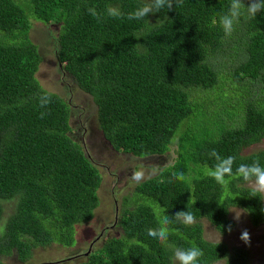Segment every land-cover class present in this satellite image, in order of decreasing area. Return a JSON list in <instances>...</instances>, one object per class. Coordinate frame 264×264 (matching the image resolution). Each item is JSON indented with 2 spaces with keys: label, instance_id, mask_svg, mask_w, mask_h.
Segmentation results:
<instances>
[{
  "label": "trees",
  "instance_id": "1",
  "mask_svg": "<svg viewBox=\"0 0 264 264\" xmlns=\"http://www.w3.org/2000/svg\"><path fill=\"white\" fill-rule=\"evenodd\" d=\"M145 2L0 0V220L2 202L17 199L0 235V256L16 254L26 264L39 247H73L76 226L92 221L100 204L102 177L70 137L68 104L36 78L42 58L30 35L33 19L61 25L57 58L92 97L99 128L116 151L164 155L183 131L175 163L138 184L134 205L127 199L121 208L123 235L107 239L84 264H171L173 248L189 247L203 251L200 264H249L245 249L208 241L201 221L227 235L229 211L239 208L254 226L264 224V195L235 174L242 163L264 166V150L245 153L264 140V12L226 36L219 20L229 0H183L168 12L126 18ZM108 6L124 18H109ZM89 7L103 18L90 15ZM165 15L168 20L158 23ZM226 50L235 53L236 79L256 88L237 113L225 109L230 125L208 116L201 96L218 88V56ZM212 150L236 158L223 184L210 175ZM153 205L161 208L160 218ZM188 209L196 218L192 225L172 219ZM160 227L167 244L147 235Z\"/></svg>",
  "mask_w": 264,
  "mask_h": 264
},
{
  "label": "rangeland",
  "instance_id": "2",
  "mask_svg": "<svg viewBox=\"0 0 264 264\" xmlns=\"http://www.w3.org/2000/svg\"><path fill=\"white\" fill-rule=\"evenodd\" d=\"M31 39L38 47L42 62L36 74L41 86L49 92L63 98L70 110V137L80 145L86 157L99 170L102 177L98 190L99 207L95 211L92 221L76 226V244L66 248L52 244L48 247H39L33 251V256L26 264H84L89 256L102 248L107 239L123 235L119 227L120 210L128 199L130 207L134 205L135 188L138 184L156 178L165 168L173 165L178 157V138L183 133L180 131L169 151L164 155L135 157L122 151H116L104 138L97 120V106L91 96L78 87L74 79L64 70L57 58V39L61 25L52 23L44 25L42 22L31 19ZM235 53L226 50L218 56L222 79L218 88L212 92H202L206 100L208 116L217 118L221 116L230 125L225 109L237 113L255 95L256 88L249 86L247 80L238 78L237 60ZM223 98L225 102L220 100ZM214 126L211 127L213 130ZM184 130V129H183ZM264 150V140L246 150L245 153ZM140 164L147 166H160V171L148 176L142 182L131 179L132 172ZM264 195V194H263ZM17 199L3 201V214L0 220V235L4 232L9 217L13 214ZM158 218L161 208L153 205ZM240 215L239 221L235 219ZM229 217L233 222V229L227 235H222L207 221L202 220L204 236L208 241L225 243L230 250L243 248L248 252L249 264H264V224L254 226L248 214L239 208H231ZM117 221V224H115ZM250 234V245L241 239L242 232ZM104 233V236L102 235ZM5 264H23L16 254L0 256ZM216 264H225L224 261Z\"/></svg>",
  "mask_w": 264,
  "mask_h": 264
},
{
  "label": "clouds",
  "instance_id": "3",
  "mask_svg": "<svg viewBox=\"0 0 264 264\" xmlns=\"http://www.w3.org/2000/svg\"><path fill=\"white\" fill-rule=\"evenodd\" d=\"M183 0H146V2L137 7L133 12L127 14L129 20H140L148 17L149 14L160 13L163 9L168 11L175 8L181 7ZM88 13L97 20L102 19L101 14L97 12L95 8L89 7ZM264 12V0H248V4L244 3V0H229L228 9L225 14L220 17L219 23L226 36H230L236 29V26L242 21L248 18L256 17L257 14ZM105 13L109 18H124V14L119 8L114 6H108L105 9ZM167 15L158 23L167 21ZM157 23V24H158ZM216 160L215 165L210 170V175L215 179L217 183L223 184L226 177L232 176L233 165L235 163L234 156L221 157L215 150L209 154ZM161 167L157 165L147 166L140 164L132 172L131 179L137 183L142 182L146 175H155L160 171ZM235 174L239 175L241 179L251 188L254 194H264V166L259 161H254L251 164H240L235 169ZM182 178V174L181 177ZM240 215H236L235 219L239 221ZM176 222H179L185 226H190L195 223V216L188 209L187 211H180L172 217ZM170 219L165 215L162 219L163 225H168ZM231 231V226H229ZM147 235L153 239L167 244L168 233L165 227L158 229H148ZM240 239L250 245V234L244 230L241 234ZM204 255L203 251L198 247L189 248H173L171 264H200L201 257Z\"/></svg>",
  "mask_w": 264,
  "mask_h": 264
},
{
  "label": "flooded vegetation",
  "instance_id": "4",
  "mask_svg": "<svg viewBox=\"0 0 264 264\" xmlns=\"http://www.w3.org/2000/svg\"><path fill=\"white\" fill-rule=\"evenodd\" d=\"M102 235L104 236V233Z\"/></svg>",
  "mask_w": 264,
  "mask_h": 264
},
{
  "label": "water",
  "instance_id": "5",
  "mask_svg": "<svg viewBox=\"0 0 264 264\" xmlns=\"http://www.w3.org/2000/svg\"><path fill=\"white\" fill-rule=\"evenodd\" d=\"M115 224H117V221H116V223Z\"/></svg>",
  "mask_w": 264,
  "mask_h": 264
}]
</instances>
